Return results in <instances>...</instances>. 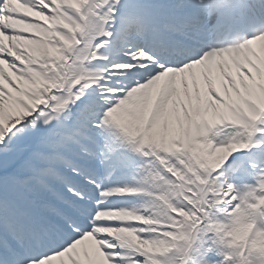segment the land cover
<instances>
[{"label":"snow or ice","instance_id":"snow-or-ice-1","mask_svg":"<svg viewBox=\"0 0 264 264\" xmlns=\"http://www.w3.org/2000/svg\"><path fill=\"white\" fill-rule=\"evenodd\" d=\"M0 264H264V0H0Z\"/></svg>","mask_w":264,"mask_h":264}]
</instances>
